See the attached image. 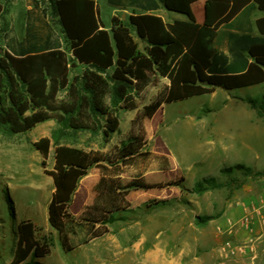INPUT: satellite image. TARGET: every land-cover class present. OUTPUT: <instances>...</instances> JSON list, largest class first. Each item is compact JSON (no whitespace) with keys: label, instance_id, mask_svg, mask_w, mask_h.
<instances>
[{"label":"trees","instance_id":"16d2710c","mask_svg":"<svg viewBox=\"0 0 264 264\" xmlns=\"http://www.w3.org/2000/svg\"><path fill=\"white\" fill-rule=\"evenodd\" d=\"M49 1L69 45L68 52L62 49L59 37L46 22H41L39 29L29 21L25 37L14 52L0 49V127L8 134H25L49 120L56 121L60 129L95 131L99 127L96 118L102 117V134L108 139L118 131V119L105 102L108 95L122 102L123 109L134 111L137 106L133 89L140 93L156 86L158 78L168 80V86L132 120L129 136L109 156L100 157L65 147L55 149L54 167L48 173L54 187L47 208L48 224L57 234L62 250L70 251L69 232L78 226V222L68 210L78 183L88 169L100 162L126 165L145 156L143 123L152 119L163 105L209 95L216 88L232 91L263 83L264 57L255 54L254 46L249 45L248 53L255 59L254 63L247 64L246 71L238 74L232 72L233 67H229L227 58L218 50L215 31L242 7L235 0H208L206 22L202 26L195 23L189 0H159L168 11L185 15L188 20L166 25L160 18L150 15L130 16L127 22L114 17L109 31L100 29L102 26L93 0ZM254 1L264 11V1ZM37 5L33 0V7ZM1 15L0 6V20ZM4 32L0 28V35ZM132 33L146 43L143 52ZM70 63L86 69L80 86L77 85L78 77L69 83ZM109 69L113 70L111 88L99 75ZM63 89H67L66 97L59 100L57 94ZM245 102L264 119V98ZM35 147L45 168L50 140L42 139ZM219 173L231 178L234 188L239 189L244 179L232 175L239 173L244 178L263 175L264 171L254 173L249 167L237 164L222 168ZM225 186L210 176L196 181L191 192L202 195ZM146 188L139 182L121 186L102 179L96 187L101 198L84 214L89 232L95 225L105 226L117 221L116 214L121 211V203L128 191ZM5 199L12 216L13 204L8 194ZM213 219L212 216L196 217L195 223L203 225ZM35 230L30 221L18 225V243L12 264H42L40 260L50 255L51 241L38 238ZM92 236L96 238L100 234L95 232Z\"/></svg>","mask_w":264,"mask_h":264},{"label":"rangeland","instance_id":"374dc122","mask_svg":"<svg viewBox=\"0 0 264 264\" xmlns=\"http://www.w3.org/2000/svg\"><path fill=\"white\" fill-rule=\"evenodd\" d=\"M36 1L38 3L36 8L41 7L42 11L46 12L48 15L47 24L61 40L62 49L68 52L69 45L64 39L57 14L50 5V1ZM100 1L101 12L107 15L108 11L102 3L103 0ZM25 2L27 0H0L2 8L0 28L7 30L11 21L13 32L19 38L25 35L26 24L28 21L30 22L28 18L25 20L24 12L27 4ZM116 18L120 19L119 16ZM38 23L36 27L40 29L41 22ZM132 35L135 36L133 33ZM136 43L139 50L143 51L144 43L139 40ZM0 49L3 50L2 34L0 35ZM68 56L71 61V55ZM72 65L71 63L69 65V83L73 78L78 77L77 85L80 86L81 76L86 69L81 70L80 67ZM112 71L109 69L99 73L110 88L113 87V83L110 81ZM167 83V80L158 78L154 88L149 87L140 93L133 89L132 96L137 106L134 111L123 109V103L110 95L105 99V102L113 115L119 114L121 117H125L135 114L136 117L144 106L154 100ZM253 92L264 93V87L255 88ZM233 93L241 94L238 91ZM66 94L67 89L60 90L57 94L58 99L63 100ZM200 100L199 105L206 104V99ZM244 105L250 108L246 102ZM229 106L232 105L229 104ZM185 107L187 104L183 101L168 106L167 110H174L176 113L172 116L167 112L165 117L167 129H164L163 134L170 132L176 137L182 136L179 131V118L183 116L181 114L185 111ZM241 112L243 111L241 110ZM241 112L238 115L231 114L228 109L223 108L218 113L216 112L217 114L206 117L205 120L216 119L217 126L222 129L220 137L228 146L234 144L238 148L240 139L247 140L249 146L252 147L243 148L247 156L242 157V164L247 165L246 167H249L254 173L262 172L264 171V119L258 117L260 134L258 137L254 135L252 137L249 132L254 126L250 125L247 117L243 113L241 115ZM150 120H146L144 123ZM96 122L100 128L104 119L97 117ZM89 134L92 137L96 132L84 133L80 130L60 129L55 126L42 129L39 133L33 131L10 135L0 127V264L13 263L18 243V225L23 221H30L34 224L38 238H48L51 241L50 255L40 260L42 264H154L145 261L148 252L152 255H159L163 260L160 264H205L207 259L215 260L217 263L223 260L221 248L226 236H222L218 228L223 227L227 218L234 219L228 212H225L226 205L241 199L235 198L246 184L252 185L256 193L259 178L264 176V174L252 175L243 178L239 173H235L232 177L244 179L241 188L235 189V184L230 181L231 178L219 173L222 168L236 165L237 162L233 164L231 161L226 162L216 172L201 174L203 176L196 178L198 181L212 176L226 184L225 187L196 195L191 192L193 183L190 180L178 179L175 172L171 173L167 164L168 160L163 157V183L159 186H147L146 189L128 191L123 198L124 202L121 203V211L116 214L117 221L105 226L95 225L91 232H89L88 223L84 222V218H87L84 214L98 200L89 199L88 202H92V205L78 208V199L75 198L68 212L78 222V226L69 232L70 251L62 250L57 234L48 224L47 215L53 191L52 179L48 173L53 168L54 146L58 144L78 146V142L85 140ZM43 135H48L53 140L45 168L42 166V156L35 147L41 139L40 136ZM199 135L200 133L195 129L193 135L182 137L192 148H196ZM256 153L258 154L257 159H255ZM145 154V156L137 157L128 163L130 168L128 167L126 171L132 178L137 171L138 159L141 161L153 159L149 153ZM130 182L143 184L140 179H130L124 185ZM140 191L146 192L147 199L142 205L137 206L140 201L136 192ZM5 194L9 195L13 204L14 214L12 216ZM205 216H212L214 219L206 224L196 225V217ZM95 232L100 236L93 238L92 234ZM263 249L264 247L260 248L259 255L262 260L260 264H264V252H261ZM228 264L234 263L229 261Z\"/></svg>","mask_w":264,"mask_h":264},{"label":"crops","instance_id":"0c3cea01","mask_svg":"<svg viewBox=\"0 0 264 264\" xmlns=\"http://www.w3.org/2000/svg\"><path fill=\"white\" fill-rule=\"evenodd\" d=\"M235 1L237 4H241L242 7L228 22L216 29L215 41L218 50L227 58L229 67H233L232 72L240 74L246 71L247 64L254 63L255 60L248 53L249 45L251 48L254 46L253 50L256 51L255 54L264 57V11L259 9L258 4L254 0ZM93 2L97 8L98 17L102 26L100 29L106 31L110 29L112 18L118 16L122 21L127 22L130 16L150 15L160 18L166 25H172L176 21L185 22L188 20L185 15L168 11L159 0H103L102 3L108 11L107 15L101 12L100 0H93ZM207 2L208 0H189V7L194 16L195 23L200 26L204 25L206 22ZM25 3H27L24 12L25 20L28 18L30 22L35 23V25L39 24L38 22L48 23V15L46 12H43L41 7H32L33 0H27ZM24 37L25 35L19 38L13 32L12 23L10 21L7 30H5L2 35L3 50L14 52V49L22 42ZM133 39L135 42L139 40L144 43V47H146V43L136 36H133ZM140 51L143 52L142 50ZM72 66L74 67L75 65ZM76 66L80 67L81 70L85 69V67L79 66L78 64H76ZM262 70L264 71V68H262ZM161 79L167 80L166 78ZM165 86H168V83ZM259 87H264V82L232 91L216 88L209 95L194 97L183 101L187 104V107H185V111L181 114L183 116L179 118V131L182 136H189L193 135L195 129H197L200 135L198 137V147L196 148H192L188 142L184 141L182 136L179 138L170 132H164L163 134L164 129H167V125H165L167 112L171 113L172 116L176 112L174 110H167L168 106L173 103L162 106L160 112H157L149 122L143 125L146 133L147 146L143 152L149 153L150 157H153V159L149 158L146 161L138 159L137 171L133 178L127 174L126 170L129 167L128 164L118 163L116 165H110L107 162H100L92 166L88 169L87 174L80 179L72 201L75 198L78 199V208L92 205V202H88L89 199L98 200L101 198L100 191H97L96 187L102 179L105 181L117 182L121 186L130 179H140L146 186H159L163 183V157H166L168 160L167 164L171 173L175 172V176H177L178 179L180 178L184 181L190 180L193 185L197 176H203L201 174H207L208 172H216L228 161H231L233 164L237 162L235 163L236 165H243L242 157L247 156L243 148L252 147L249 146L248 141L240 139L238 148H236L234 144L229 146L226 145L220 137L222 129L217 126L216 119L210 121H206L205 119L208 116L217 114L218 111L223 108L228 109L231 114L236 115L242 110L243 112H241V115L243 113L247 117L250 125L254 126V128L252 127L250 129L249 134L252 135V137L253 135L258 137L260 134L259 118L254 110L248 108L244 104L246 100L260 101L264 98V93L253 92L255 88ZM234 91H238V93L240 92L241 94L235 95L233 93ZM200 99H206V104L199 105ZM229 104L232 106L228 107ZM171 115L169 114V116ZM114 116L118 119V131L112 134L108 139H104L103 137L102 124V126L100 128L98 127L95 131L80 130L84 133L91 131L96 132V134L92 137L91 134H89L85 137V140H80L78 142V146L58 144L54 146V151L57 147H65L77 149L84 153H91L92 155H98L100 157L109 156L114 149L119 147L120 143L129 136L131 122L135 114L125 117H121L119 114ZM176 120L178 121V119ZM55 126L61 128L56 121L49 120L38 124L29 132L38 131L39 133L42 129ZM40 138V140L45 138L50 140V152L53 145L52 138L48 135L40 136ZM257 156L258 154L256 153L255 159H257ZM136 194L140 201L137 206H140L146 201L147 194L145 191L136 192ZM254 195V187L252 185H244L240 190V194L235 198L241 199L235 200L234 203H228L225 212H228L229 215L236 218L238 215L237 204L240 201L248 202ZM130 197L131 194L129 195V198ZM94 203L96 204V202ZM145 261L160 264L163 260L159 255H152L148 252L145 256ZM228 263L229 261L224 259L220 260V263H217L215 260L211 261V259H207V262H205V264Z\"/></svg>","mask_w":264,"mask_h":264},{"label":"built area","instance_id":"2783aa9c","mask_svg":"<svg viewBox=\"0 0 264 264\" xmlns=\"http://www.w3.org/2000/svg\"><path fill=\"white\" fill-rule=\"evenodd\" d=\"M237 211L236 218H227L218 228L226 236L222 259L234 264H260V248L264 247V176L259 178L254 197L248 202L240 201Z\"/></svg>","mask_w":264,"mask_h":264}]
</instances>
